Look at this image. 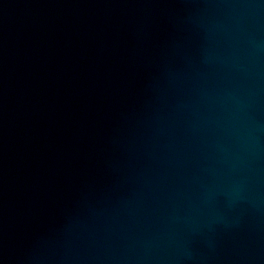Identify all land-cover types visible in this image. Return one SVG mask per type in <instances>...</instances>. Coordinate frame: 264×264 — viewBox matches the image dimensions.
<instances>
[{
    "label": "water",
    "instance_id": "water-1",
    "mask_svg": "<svg viewBox=\"0 0 264 264\" xmlns=\"http://www.w3.org/2000/svg\"><path fill=\"white\" fill-rule=\"evenodd\" d=\"M0 264H264V0H0Z\"/></svg>",
    "mask_w": 264,
    "mask_h": 264
}]
</instances>
